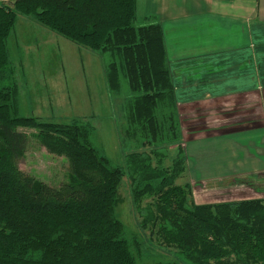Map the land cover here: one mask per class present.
<instances>
[{"label":"trees","instance_id":"obj_1","mask_svg":"<svg viewBox=\"0 0 264 264\" xmlns=\"http://www.w3.org/2000/svg\"><path fill=\"white\" fill-rule=\"evenodd\" d=\"M136 8V0H0V80L17 16L34 18L102 59L129 150L124 168L111 167L92 146L88 122L19 116L16 86L0 87V264H137L138 243L116 214L124 177L139 227L190 264H264V200L196 205L190 183L176 184L186 165L164 33L158 22L137 26ZM20 124L68 158L59 186L19 170L27 145Z\"/></svg>","mask_w":264,"mask_h":264},{"label":"crops","instance_id":"obj_2","mask_svg":"<svg viewBox=\"0 0 264 264\" xmlns=\"http://www.w3.org/2000/svg\"><path fill=\"white\" fill-rule=\"evenodd\" d=\"M136 4L140 19L158 22L163 29L178 116L190 121L181 136L185 156L197 161L195 173L186 168L193 193L201 197L198 201L194 196L195 204H215L202 199L203 194L231 191L237 181L253 185L251 199L264 196V0ZM224 28L225 41L220 37ZM252 102L259 118L247 124ZM228 106L235 113L243 111L233 126L231 118L217 117ZM203 115L216 118L201 124ZM234 200L241 199L229 201Z\"/></svg>","mask_w":264,"mask_h":264},{"label":"rangeland","instance_id":"obj_3","mask_svg":"<svg viewBox=\"0 0 264 264\" xmlns=\"http://www.w3.org/2000/svg\"><path fill=\"white\" fill-rule=\"evenodd\" d=\"M150 22L137 16L135 24L140 26ZM226 35L227 29L224 28L220 31V37L225 41ZM8 43L11 62L4 78L0 80V87H10L11 84L16 86L19 116L34 117L38 121L49 123L64 124L75 119L88 122L92 128L90 138L92 146L108 159L111 167L124 168V155L129 150L128 147L121 146V141L127 143V140L121 139L119 134L122 107L115 102L116 96L110 94L105 85L102 59L85 47L46 30L34 18L28 16H17ZM231 109L232 106L223 108L217 113V117L224 120L231 118L228 124L233 126L235 125L233 121H241L243 114L240 113L243 111L235 113L237 109ZM257 110L252 102V106L247 109L248 118L252 119L247 124H254L257 121L259 118ZM200 117V121H203L201 124H205V118L209 115ZM213 118L216 117L208 119ZM220 118H217L216 122L222 121ZM188 122L189 119L180 120L179 117L180 134L182 128L189 129ZM18 130L27 137L25 152L16 162L19 170L32 179L53 187L64 182L71 171L68 158L49 153L41 146L36 137L38 129L35 126L20 124ZM182 142L183 138L180 136L181 149ZM175 151V147L170 148L166 164L173 158ZM196 164L197 161L191 155L185 158L186 168L191 173H195ZM188 170L176 180V184L190 183L187 178ZM252 187L251 183L237 181L231 186V191H223L221 194L206 193L202 199L215 204L264 200L262 195L254 197H258L257 199H251ZM247 188L249 189L246 190ZM118 195L117 218L123 223L128 240L132 239V242L136 240L138 243V253L133 249L137 264H190L174 248H167L161 244L156 233L149 227L145 230L139 227L140 218L131 203L126 177L120 183ZM192 196L193 201L194 196L199 199L198 201L201 200L199 194L193 191ZM232 199L241 200L229 201Z\"/></svg>","mask_w":264,"mask_h":264}]
</instances>
